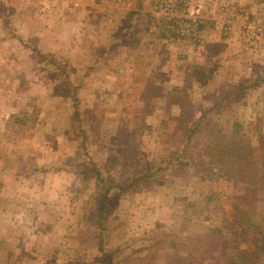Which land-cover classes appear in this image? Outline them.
<instances>
[{
    "label": "rangeland",
    "instance_id": "obj_1",
    "mask_svg": "<svg viewBox=\"0 0 264 264\" xmlns=\"http://www.w3.org/2000/svg\"><path fill=\"white\" fill-rule=\"evenodd\" d=\"M30 1L37 7L0 0V264H160L163 246L183 250L210 225L228 227L234 183L200 138L173 131L179 109L166 101L186 93L194 118L206 112L225 140L239 123L264 168V0H184L189 14L202 4L194 39L166 26L158 0H120L112 17L113 0H79L93 16L89 34L45 23L36 34L24 21L42 19L53 0ZM75 102L85 145L71 125ZM137 107L146 123L139 163L155 182L110 198L99 249L90 168L118 177L109 163L122 150L115 130Z\"/></svg>",
    "mask_w": 264,
    "mask_h": 264
},
{
    "label": "trees",
    "instance_id": "obj_2",
    "mask_svg": "<svg viewBox=\"0 0 264 264\" xmlns=\"http://www.w3.org/2000/svg\"><path fill=\"white\" fill-rule=\"evenodd\" d=\"M176 34L168 30L167 34L162 33V37L172 43ZM148 87L144 90H148ZM166 102L168 106L176 105L179 109V113L173 116V131L185 132L187 142L193 137L200 138L205 154L218 168V174L232 181L236 191L232 196L228 227L210 225L192 241L182 244L183 250H179L176 243L171 245V249L163 246L166 261L160 264H260L264 258V216L258 215V204L264 201L261 197L264 194V168L254 160L255 149L251 146L250 137L243 134L241 125L235 122L228 140H225L222 134L213 129L206 112L194 118L192 104L186 93L171 96ZM141 111L139 107L132 110L129 120L119 124L115 130V138L122 150L112 155L109 163L118 170V177L105 175L96 163H92L90 168L95 175V183L89 203V221L96 231L94 236L98 237L99 249H102L104 237V210L110 198L138 186H151L155 182V171L142 167L138 158L139 136L146 127L139 116ZM72 116L71 125L79 131L85 145L87 133L76 102ZM261 120L259 117L255 131L262 145ZM102 261L112 264L106 258Z\"/></svg>",
    "mask_w": 264,
    "mask_h": 264
},
{
    "label": "crops",
    "instance_id": "obj_3",
    "mask_svg": "<svg viewBox=\"0 0 264 264\" xmlns=\"http://www.w3.org/2000/svg\"><path fill=\"white\" fill-rule=\"evenodd\" d=\"M72 1L73 0H57V2L55 0L48 1L45 3L47 10L46 13L43 14L44 16L41 15L43 17L42 19L38 18L39 20H37V18H33L32 20H29L27 18L24 21V24L27 25L28 23L31 29L30 31L32 32L37 28V31L35 32L36 34L41 33L42 35H45L44 32H41V30L44 31V27L37 26L40 23H45L48 25L47 30H52L56 26L55 29L57 31L63 30L66 35H71V37L77 34H82V36L85 37L83 32L87 30V34H89V30H92L93 26V16L90 15V7L86 6L84 3H79V6L73 7ZM31 3L30 0H21V9L29 8V10H31L37 7L36 4H34V1L32 6ZM115 5L118 4L113 2V4L105 6L107 16L112 17V15H114L116 9ZM67 19L68 21H66ZM87 34L86 36H88Z\"/></svg>",
    "mask_w": 264,
    "mask_h": 264
},
{
    "label": "built area",
    "instance_id": "obj_4",
    "mask_svg": "<svg viewBox=\"0 0 264 264\" xmlns=\"http://www.w3.org/2000/svg\"><path fill=\"white\" fill-rule=\"evenodd\" d=\"M103 1V0H101ZM120 0H113L118 4ZM79 0H73L72 6H79ZM184 3V0L179 2V0H158L155 7L160 11L165 10L164 16H161L162 19H166V26L171 28L173 31H176L183 37L195 38L199 30L198 25L201 22V12L202 4L197 3L193 6L192 13L189 14L187 7H180V4ZM185 8V9H184ZM180 9H183L180 11Z\"/></svg>",
    "mask_w": 264,
    "mask_h": 264
}]
</instances>
